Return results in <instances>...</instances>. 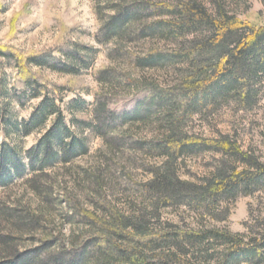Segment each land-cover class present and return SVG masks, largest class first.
<instances>
[{"label":"trees","instance_id":"1","mask_svg":"<svg viewBox=\"0 0 264 264\" xmlns=\"http://www.w3.org/2000/svg\"><path fill=\"white\" fill-rule=\"evenodd\" d=\"M115 1L122 2L121 9L96 36L106 47L108 39L123 37L131 19L150 9L143 0L104 4L117 10ZM155 8L174 20H160L139 36L173 38L183 45L178 53L152 49L138 61L140 68L162 69L195 55V72L186 73L172 90L157 89L145 107L130 115L110 111L99 97L91 111L79 99L65 105L77 87L53 84L36 71L72 79L93 71L96 81L112 90L117 85L108 70L96 73L93 47L72 42L26 52L0 42V126L8 139L0 147V264H264V213L250 217L245 233L212 225L228 222L239 197L264 192V163L228 136L184 131L187 119L206 103L229 96L245 105L254 102L264 83V25L242 21L221 4L212 12L196 0ZM200 29L209 32L204 41L184 42L185 35ZM117 52L110 45L105 53L111 59ZM28 107L31 113L20 119L18 109ZM157 109L164 110L162 131L138 144L164 161L149 170L137 203L130 205L137 208L135 215H130L116 201L106 176L115 147L130 137L118 124L128 118L146 123ZM110 129L114 140L108 137ZM35 135V145L26 149L24 139ZM93 138L98 139L97 159L80 165L90 156ZM206 152L223 157L213 172L198 182L181 179L179 160ZM173 207L193 213L197 225L164 219L163 211ZM66 225L72 229L69 235ZM26 239L31 244L24 247Z\"/></svg>","mask_w":264,"mask_h":264},{"label":"rangeland","instance_id":"2","mask_svg":"<svg viewBox=\"0 0 264 264\" xmlns=\"http://www.w3.org/2000/svg\"><path fill=\"white\" fill-rule=\"evenodd\" d=\"M196 1L212 12H215L217 4H221L226 11L242 21L264 25V0ZM143 2L147 3L150 9L140 18L131 19L125 25L126 32L123 37L108 39L106 47L98 42L96 36L103 25L118 14L122 2L115 1L117 10H113L104 4V0H0V42L26 52L65 47L72 42L93 47L97 50L93 63L96 73L104 69L108 70L109 79L117 85L113 86L112 90L106 88V83L96 81L93 71L85 72L82 77L74 79L46 69H36V71L53 84L77 87L75 93L67 94L65 105L73 99H79L84 101L88 111H91L95 98L99 97L107 101L110 111L117 115H130L137 108L146 105L150 98L155 97L157 89L172 90L186 73H194L192 61L197 59L194 55L186 63L170 64L162 69L140 68L138 61L146 57L152 49L159 47L170 53H178L181 50L180 45H183L181 41L178 42L173 38L161 39L157 35L145 38L139 36L141 31L160 20L170 22L174 20L171 15L162 14L155 8L159 3L169 4L174 0H143ZM208 33L206 29H200L191 35H185L184 42L187 44L192 41H204ZM110 45L119 49L111 59L105 53ZM201 59L197 61L199 65ZM6 72L9 74L10 70ZM117 76L120 80H115ZM258 88L259 92L254 102L246 105L235 96H229L225 100L220 98L212 104L206 103L187 119L184 131L207 138L228 136L245 152L264 163V83ZM28 108L18 109L20 119L27 118L31 113L32 110ZM163 111L157 109L156 112H151L146 123L133 122L128 118L124 123L118 124L119 129L126 131L130 137L122 139L120 146L115 147L111 155L113 164L109 166L111 169L106 176L113 186L112 193L116 201L127 214L133 215L136 212L137 208H134L135 206L132 208L130 205L137 203L141 185L151 177L149 170L164 161L147 153L145 148L138 144L146 142L162 131ZM112 119L116 120V118ZM111 129L108 137L114 140L117 136L113 135ZM38 138L36 135L25 138V148L34 146ZM7 141L5 132L0 126V147ZM97 148L98 139L93 138L90 156L80 161V165L94 164L97 159L94 152ZM222 158L220 154L212 152L185 156L178 162V175L183 180L198 182L212 173ZM262 213H264V192L254 196H241L232 206V215L228 222L212 225L227 227L234 233H245V223L250 217L257 219ZM163 215L164 219L181 221L186 225H197L194 214L184 207L165 209ZM63 230L69 235L72 229L66 225ZM30 244V240L26 239L24 247Z\"/></svg>","mask_w":264,"mask_h":264}]
</instances>
